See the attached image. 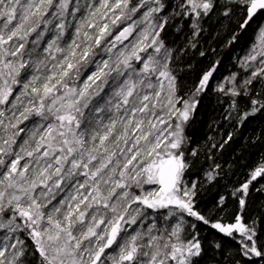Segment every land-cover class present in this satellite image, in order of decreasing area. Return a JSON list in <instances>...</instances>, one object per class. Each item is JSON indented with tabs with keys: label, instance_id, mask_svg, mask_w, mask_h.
I'll return each mask as SVG.
<instances>
[{
	"label": "snow or ice",
	"instance_id": "1",
	"mask_svg": "<svg viewBox=\"0 0 264 264\" xmlns=\"http://www.w3.org/2000/svg\"><path fill=\"white\" fill-rule=\"evenodd\" d=\"M217 10L228 18L239 13L244 29L264 14V0H0V264H200L193 217L233 239L249 264H264V217L245 220L249 187L264 177V161L233 191V222L201 214L195 183L183 182L184 125L215 67L184 99V49L167 46L161 33L175 21L179 33L187 22L186 47L194 48ZM137 28L131 46L113 55ZM257 39L242 63L259 58L262 66L227 78L229 116L240 123L264 110V23ZM89 64L95 70L81 79ZM25 121L32 123L27 132Z\"/></svg>",
	"mask_w": 264,
	"mask_h": 264
},
{
	"label": "trees",
	"instance_id": "2",
	"mask_svg": "<svg viewBox=\"0 0 264 264\" xmlns=\"http://www.w3.org/2000/svg\"><path fill=\"white\" fill-rule=\"evenodd\" d=\"M81 2H92V0H81ZM95 2L98 3V0ZM143 11L145 10H141V13ZM220 11L222 10L210 14V17L204 21L205 31L196 37L194 41L196 47L194 48L186 47L191 37L187 22L179 33L175 31L179 21H175L171 26H166L165 31L161 33V38L167 46L184 49L178 63L180 69L178 94L184 99L193 98V93L202 75L215 67L207 89L194 97L197 101L196 108L190 114L189 121L184 125L186 144L182 150L186 149L185 161L189 167L185 171L183 182L189 186L195 183L197 188L196 206L201 214L210 220L222 217L227 222H233L231 217L236 215L238 210V201L233 197V191L249 180L250 174L264 161V110L249 116L243 123H240L229 116V112L232 111L229 108L232 98L225 94L227 89L224 92L219 89L221 86L225 87V81L228 82L227 78L233 73L238 74L237 79H240L242 57L247 56L254 45L257 27L263 21L264 14H259L246 28L241 29L240 23L243 22V16L237 13L232 18H228L220 15ZM141 13H137L133 18H139ZM77 16L79 18V14ZM128 22L120 23L117 26H120L119 30L112 32V36L102 41L100 48L95 49L98 55L93 59L100 58L101 50ZM76 23L77 21H73L74 25ZM69 31H74V29ZM137 32H139L138 29L122 45H118L117 49L113 50V55L117 54L125 45L130 47ZM234 35L235 39H233ZM65 39L68 37L66 36ZM151 51L152 49H149V52ZM201 52L204 53L203 56L200 54ZM103 58H107V56L104 55ZM134 64L139 68L137 62L134 61ZM246 65L244 64V67ZM94 70L95 67L92 64L83 68L81 79ZM247 75L249 76L250 73L248 72ZM253 83L257 84L256 81ZM257 87H259L258 84ZM243 103L246 104L247 101L245 100ZM177 107L180 105L178 104ZM176 122L175 119L172 120L173 125ZM20 127H24L27 132L28 128L32 127V123L25 121ZM21 136H24V133ZM21 142L18 138L17 145ZM191 150H195V156L189 155ZM23 163L24 161H21V164ZM208 173H212L215 178L210 180ZM80 179L83 180V177ZM262 185H264V177L257 178V181H254L249 187L245 205L248 213V216L245 217L246 222L248 217H264V191L257 190ZM132 192L140 194V190L135 187ZM63 195L64 193H61L60 196H57V200ZM221 197L224 198L222 203ZM137 206L133 205L132 207L136 208ZM148 212L152 216L156 215L153 210H148ZM191 220L196 224L194 231L199 232L204 249L200 264H234L235 260H239L240 264H249L248 258L236 254L239 245L233 239L196 221L194 217ZM148 223L149 221H145V225ZM258 235L260 240H264V234L258 232ZM26 242L33 243L30 240ZM214 242H219L221 248L215 249L212 246ZM253 259L256 264H259V258Z\"/></svg>",
	"mask_w": 264,
	"mask_h": 264
},
{
	"label": "rangeland",
	"instance_id": "3",
	"mask_svg": "<svg viewBox=\"0 0 264 264\" xmlns=\"http://www.w3.org/2000/svg\"><path fill=\"white\" fill-rule=\"evenodd\" d=\"M135 3H137V0L136 1H134L133 2V4H135ZM141 10H145L146 11V9H141ZM139 14V13H138ZM133 19H136V18H133ZM131 21H129L128 23H130ZM261 23H264V19H263V21L261 22ZM261 23L259 24V26L261 25ZM258 26V27H259ZM120 27V26H119ZM119 27H115V28H113L112 29V32H117L118 30H119ZM141 27H143V25L141 26ZM258 27H257V31H258ZM138 29V31H140V28H137ZM258 43V39H257V32H256V40H255V42H254V45H256ZM253 45V46H254ZM253 46L251 47V49L249 50V52H248V54L250 53V51L252 50V48H253ZM247 54V55H248ZM246 56H244V57H242V60H244V58H245ZM243 62V61H242ZM247 66V67H246ZM245 67H244V64H241V70L239 71V76H240V73H241V77H247L248 75H247V73L249 72L250 74H251V72H253V71H256L259 67H261L262 65L260 64V60H259V58L256 60V61H250V63L249 64H247ZM224 81V80H223ZM224 83V82H223ZM222 83V84H223ZM228 82H226L225 81V87H224V89H227L228 90V88L230 87V85L229 84H227ZM156 186L155 185H146L145 186V190H147V189H150V188H155ZM134 209V208H133ZM153 211H155V210H153ZM107 251H111V250H107Z\"/></svg>",
	"mask_w": 264,
	"mask_h": 264
},
{
	"label": "water",
	"instance_id": "4",
	"mask_svg": "<svg viewBox=\"0 0 264 264\" xmlns=\"http://www.w3.org/2000/svg\"><path fill=\"white\" fill-rule=\"evenodd\" d=\"M258 15H259V14H258ZM258 15H257V16H258ZM254 18H256V17H254Z\"/></svg>",
	"mask_w": 264,
	"mask_h": 264
}]
</instances>
